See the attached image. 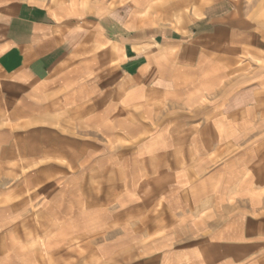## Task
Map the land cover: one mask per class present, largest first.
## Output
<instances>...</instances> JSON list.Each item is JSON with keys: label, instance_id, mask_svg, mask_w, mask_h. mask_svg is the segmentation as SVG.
Wrapping results in <instances>:
<instances>
[{"label": "crops", "instance_id": "1", "mask_svg": "<svg viewBox=\"0 0 264 264\" xmlns=\"http://www.w3.org/2000/svg\"><path fill=\"white\" fill-rule=\"evenodd\" d=\"M0 264H264V0H0Z\"/></svg>", "mask_w": 264, "mask_h": 264}, {"label": "rangeland", "instance_id": "2", "mask_svg": "<svg viewBox=\"0 0 264 264\" xmlns=\"http://www.w3.org/2000/svg\"><path fill=\"white\" fill-rule=\"evenodd\" d=\"M1 1H5V0H1ZM32 1H37V0H32Z\"/></svg>", "mask_w": 264, "mask_h": 264}]
</instances>
